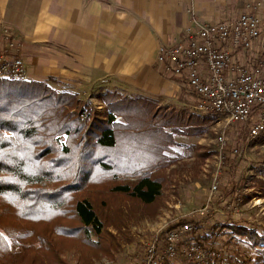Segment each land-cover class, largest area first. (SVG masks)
Segmentation results:
<instances>
[{"label":"trees","instance_id":"obj_1","mask_svg":"<svg viewBox=\"0 0 264 264\" xmlns=\"http://www.w3.org/2000/svg\"><path fill=\"white\" fill-rule=\"evenodd\" d=\"M46 80L0 77V264H68L61 250L92 249L102 237L97 201L152 203L162 189L154 172L167 161L171 118L158 120L155 102L106 91L98 110ZM220 186L222 196L234 190ZM235 227L264 246V233ZM236 259L213 264H246Z\"/></svg>","mask_w":264,"mask_h":264},{"label":"crops","instance_id":"obj_2","mask_svg":"<svg viewBox=\"0 0 264 264\" xmlns=\"http://www.w3.org/2000/svg\"><path fill=\"white\" fill-rule=\"evenodd\" d=\"M244 9L245 0H0V34L7 28L22 43L28 79L52 77L96 96H142L183 116L193 92L162 72L158 49L195 23H217ZM232 52L253 66L264 56V36Z\"/></svg>","mask_w":264,"mask_h":264},{"label":"rangeland","instance_id":"obj_3","mask_svg":"<svg viewBox=\"0 0 264 264\" xmlns=\"http://www.w3.org/2000/svg\"><path fill=\"white\" fill-rule=\"evenodd\" d=\"M4 49L0 34V53ZM46 81L56 90L74 89L58 79ZM76 92L84 103L103 110L105 105L94 92ZM188 95L189 107L183 116L158 103L155 108L158 120L171 118L163 127V135L171 140L164 152L167 161L154 172L164 178L160 195L152 203L126 197L107 199L104 204L97 201L95 209L105 225L102 237L92 249L76 246L61 250L68 264H132L148 242L161 238L164 230L206 204L221 213L213 212L194 239L205 247H217L225 257L236 255V260L246 264H264L259 259L264 258V246H252L247 236L235 231L237 225L264 233V132L251 138V122L232 123L223 115L200 111L197 96L191 91ZM222 134L226 147L220 153L217 137ZM218 173L219 186L233 185L234 190L226 196L217 191L209 202L211 184ZM228 203L230 210L226 208ZM206 233L210 234L209 241L202 238ZM173 263L187 264L180 256Z\"/></svg>","mask_w":264,"mask_h":264},{"label":"built area","instance_id":"obj_4","mask_svg":"<svg viewBox=\"0 0 264 264\" xmlns=\"http://www.w3.org/2000/svg\"><path fill=\"white\" fill-rule=\"evenodd\" d=\"M263 7L264 0H245L244 11L237 16L217 23H195L176 43L161 46L156 58L163 73L187 83L197 96L200 111L223 115L232 123L251 122V138L264 132V56L247 66L237 62L232 51L248 50L264 36ZM1 39L5 49L0 53V77L28 79L20 55L22 43L7 28L2 29ZM217 143L222 153L226 147L223 134ZM219 185L220 173L212 181L209 202ZM226 208L230 210L231 204ZM213 212L221 213L209 204L190 212L185 220L162 232L161 238L148 242L132 264H166L179 256L188 264H213L224 258L217 247H205L194 239Z\"/></svg>","mask_w":264,"mask_h":264}]
</instances>
